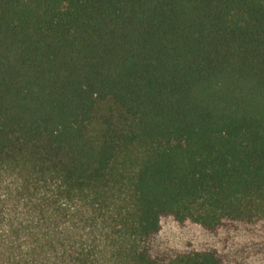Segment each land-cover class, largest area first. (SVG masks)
<instances>
[{
  "label": "trees",
  "instance_id": "16d2710c",
  "mask_svg": "<svg viewBox=\"0 0 264 264\" xmlns=\"http://www.w3.org/2000/svg\"><path fill=\"white\" fill-rule=\"evenodd\" d=\"M0 264H264V0H0Z\"/></svg>",
  "mask_w": 264,
  "mask_h": 264
}]
</instances>
